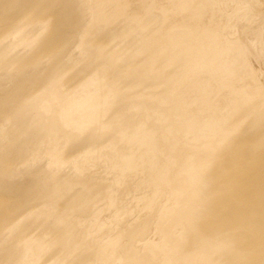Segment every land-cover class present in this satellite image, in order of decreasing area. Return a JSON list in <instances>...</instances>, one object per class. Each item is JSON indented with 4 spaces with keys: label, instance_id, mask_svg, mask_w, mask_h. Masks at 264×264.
Listing matches in <instances>:
<instances>
[{
    "label": "bare ground",
    "instance_id": "bare-ground-1",
    "mask_svg": "<svg viewBox=\"0 0 264 264\" xmlns=\"http://www.w3.org/2000/svg\"><path fill=\"white\" fill-rule=\"evenodd\" d=\"M0 264H264V0H0Z\"/></svg>",
    "mask_w": 264,
    "mask_h": 264
}]
</instances>
